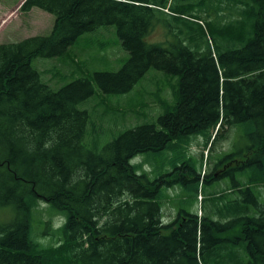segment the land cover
Returning a JSON list of instances; mask_svg holds the SVG:
<instances>
[{"label":"trees","instance_id":"16d2710c","mask_svg":"<svg viewBox=\"0 0 264 264\" xmlns=\"http://www.w3.org/2000/svg\"><path fill=\"white\" fill-rule=\"evenodd\" d=\"M32 8L55 18L51 32L0 44V212H12L0 220V264H213L220 254L232 264H264L257 193L264 187V0H24L19 10ZM104 26H115L128 53L119 70L57 90L42 81L35 58L61 56ZM156 27L166 38L148 42ZM150 69L177 77L174 103L156 124L88 148L90 117L79 105L93 96V83L104 95H124ZM235 126L244 131L243 158L228 161L236 166L223 175L248 170L247 181L233 179L229 190L240 197L204 198L212 202L207 213L182 211L164 224L161 189L197 177L152 178L132 159L165 151L182 136L202 135L212 145L219 130ZM39 201L62 217L52 230L55 245L32 239ZM224 242L238 249L218 247Z\"/></svg>","mask_w":264,"mask_h":264},{"label":"rangeland","instance_id":"374dc122","mask_svg":"<svg viewBox=\"0 0 264 264\" xmlns=\"http://www.w3.org/2000/svg\"><path fill=\"white\" fill-rule=\"evenodd\" d=\"M23 1L0 0V44L14 43L51 32L55 18L38 8L22 13L19 7ZM165 33L164 29L156 27L147 40L151 43L163 41ZM127 59L128 53L121 47L115 26H104L79 37L65 54L51 58L38 57L31 65L40 73L45 84L57 90L77 78L86 77L93 82L95 72L117 71ZM174 83H177V77L155 69H150L140 83L124 95H104L93 83V96L79 105L90 117L84 144L88 148L100 150L126 129L143 122L156 124L157 117L165 111L166 106L174 103L171 88ZM211 142L207 145L202 135L189 138L182 136L175 141L173 147L165 151L138 155L132 159L131 164H142L143 170L152 178L160 173H173L178 179L179 176H185L188 181L197 177L196 183H177L161 189L159 198L164 224L172 221L182 211L198 216L207 213L212 202H203L204 198L219 193H224L227 200L240 197V194L230 193L229 190L234 189V180L242 183L247 181L248 170L245 173L237 170L233 174L234 178L223 173L236 166L233 162L227 163L228 161H241L243 158L242 148L246 144L243 129L235 126L225 133L219 130V136L212 145ZM188 158H191L190 164L186 163ZM174 166L177 168L173 169ZM171 174L167 178H171ZM195 184L198 185L196 197L193 194ZM257 193L263 201L264 187L257 190ZM215 201L219 203L217 199ZM11 214L10 210L0 212V220L8 221ZM61 223L62 217L54 216L51 207L39 201L31 219L32 239L44 247L55 245L59 237L56 239L52 230L58 229ZM229 232L230 230H225L220 234ZM224 244L229 251L238 249L227 242L218 247ZM228 256H216L213 264H232ZM240 256L242 258L243 255ZM245 260L243 257V262Z\"/></svg>","mask_w":264,"mask_h":264}]
</instances>
